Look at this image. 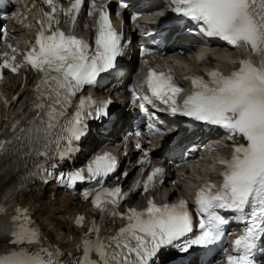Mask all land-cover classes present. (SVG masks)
<instances>
[{"label":"snow or ice","instance_id":"6c2138e0","mask_svg":"<svg viewBox=\"0 0 264 264\" xmlns=\"http://www.w3.org/2000/svg\"><path fill=\"white\" fill-rule=\"evenodd\" d=\"M5 2L0 0V5ZM45 2L52 7V13H42L44 18L37 22L40 30L35 43L24 56L31 69L42 73L32 105L38 111L29 127L22 131L43 146L45 151L40 154L47 155L48 147L55 144L57 155L63 158L76 151L73 142L85 134L89 118L108 115L110 101H95L91 97H81L74 113L69 114L67 109L85 85L95 84L101 73L115 68L117 57L122 55V33L113 27L109 12L104 7L97 9L92 0L89 14L99 11L94 49L71 32L57 28L49 34L57 6L55 0ZM83 3L84 0H73L68 9L61 11L72 14L75 22ZM171 3L173 12L202 24L207 36L219 37L239 48L242 58L239 67L227 75L212 70L207 81L191 77L193 90L182 103L177 99L182 88L175 83L170 70L150 69L145 80L148 90L168 105L173 114L222 126L231 134L242 136L246 143L236 145L230 159L219 161L223 168L219 187L205 183L197 191L195 206L201 219L199 234L194 238L189 237L193 233V216L183 199L159 205L150 199L142 211L131 208L127 214H120L116 207L127 196L120 187L85 190V199L95 192L92 205L102 215L120 216L126 223L116 235L101 238L94 221L89 231L97 234L96 239L86 236L83 258L76 264H165L163 257L170 250L186 253L194 245L208 246L222 240L229 220L219 209L235 213V219L246 225L232 241L234 254L227 256V264H257L256 254L264 253V247L259 245L264 240V0H171ZM3 67L18 70L8 60ZM61 141L66 142L62 149ZM6 143L0 141V153L5 151ZM117 165L116 157L104 152L84 168L67 173L63 182L68 187L84 180L102 184ZM162 172V168L152 170L143 182L144 191ZM3 212L0 207V213ZM11 219L17 223L10 229L7 218L0 216V235L10 236L8 243L15 246L0 252V264H61L52 258L54 253L39 247L41 237L37 230L20 223V215ZM82 222L83 217H78L77 223ZM93 253L97 259L92 258Z\"/></svg>","mask_w":264,"mask_h":264},{"label":"bare ground","instance_id":"6f19581e","mask_svg":"<svg viewBox=\"0 0 264 264\" xmlns=\"http://www.w3.org/2000/svg\"><path fill=\"white\" fill-rule=\"evenodd\" d=\"M216 56L221 57V58L222 57H228V55L226 56V54H224V53H219ZM221 65L224 66L225 64L221 63ZM181 188L184 190L183 185L181 186ZM8 191H9V189L3 191V193H2V189H0V198L5 196L8 193ZM180 191L181 190L179 188H175L173 190H170L167 187H163L162 191H160V192L162 194H165V196H166L165 198L170 199L171 197H175L178 193H180ZM41 194H42L41 191L35 189L34 191H30L28 194H26V199L28 200L29 198L32 197V195H35V197H39ZM23 198H25V197L20 196L18 198V202L22 205L26 204L29 206L30 205L29 201H24ZM70 198L71 197L64 198L63 196H60L57 198L56 201H54L52 203H51V201H48V202H50L51 205L55 204V207H53L54 208L53 212L56 211V214H57L56 220L53 219L51 216L48 217L47 220H41V219L38 220L42 225L45 226V229H47L49 232H51L54 235V239L59 243L63 242V239L66 236V232L70 229L66 215L63 213V212H69L73 207L72 203L69 202ZM29 209H30V211H34V208L32 206H29ZM35 217H36V215H35ZM67 244H68V242L65 243V245H67Z\"/></svg>","mask_w":264,"mask_h":264},{"label":"rangeland","instance_id":"374dc122","mask_svg":"<svg viewBox=\"0 0 264 264\" xmlns=\"http://www.w3.org/2000/svg\"><path fill=\"white\" fill-rule=\"evenodd\" d=\"M28 201L30 202V204L32 205L34 210L36 211V214L44 213V216H46V217L51 216L52 218L55 219V215H56L55 212L53 213L50 210V206H48L45 202H43L42 199L34 198L32 196V198H29Z\"/></svg>","mask_w":264,"mask_h":264}]
</instances>
